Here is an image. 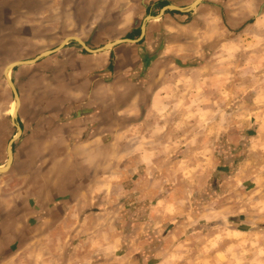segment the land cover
<instances>
[{
    "label": "crops",
    "instance_id": "1",
    "mask_svg": "<svg viewBox=\"0 0 264 264\" xmlns=\"http://www.w3.org/2000/svg\"><path fill=\"white\" fill-rule=\"evenodd\" d=\"M37 2L18 4L12 33H6L3 45L53 43L51 10ZM130 2L124 0V20L131 17ZM161 2L164 7L170 0ZM113 3L82 7L77 32L86 45L110 40L92 36L88 42L87 35L116 27ZM168 11L163 20L144 24L142 37L140 25L138 35L123 38L143 39L137 52L131 44L97 52L64 44L59 91L52 85L51 60L45 62L43 75L19 68V75L28 78L23 83L26 97L13 82L21 99L15 119L21 132L11 145L9 168L0 172L8 176L0 180V264H167L160 257L167 247L164 239L184 227L178 237L191 240V264H211V233L221 227L227 210L218 194L226 184L213 176L211 163L201 160L192 166L191 159L212 156L215 145L227 149L233 139L226 113L214 142L211 101L191 100V91L212 61L196 52L197 45H205L198 35L215 31L207 21H217L221 10L202 4L194 15ZM203 19L206 25L201 27ZM60 28L67 30V18ZM185 51L187 58L180 55ZM227 67L226 61L219 65L220 70ZM205 86H196V93ZM184 93L187 100L181 99ZM196 119L203 127H195ZM232 137L239 142L244 138L239 133ZM245 215L252 220L258 216Z\"/></svg>",
    "mask_w": 264,
    "mask_h": 264
},
{
    "label": "rangeland",
    "instance_id": "2",
    "mask_svg": "<svg viewBox=\"0 0 264 264\" xmlns=\"http://www.w3.org/2000/svg\"><path fill=\"white\" fill-rule=\"evenodd\" d=\"M109 1L113 2V0H38L37 3L40 7L46 5V9L51 10L53 43L17 46L10 43V40H8L10 42H4L5 45L1 41H6L4 38L8 37L6 33H12V16L17 14L15 11L18 10V4L26 5L28 0H0V27L3 25L0 28V163L6 160L9 141L17 135L16 125L11 120L12 105L15 99L3 71L5 65L14 60H28L42 51L54 49L65 36L79 37L77 29L83 15L81 10L85 6L94 8L107 6ZM192 1L170 0L169 4L185 7ZM154 2L160 3L153 7L152 3ZM163 4L161 0H131V17L124 20V0H114L111 7H114L115 10L113 14L117 18L116 27L95 29L89 36L87 35V41L91 42L92 36H104L110 39L108 42L134 37L138 35L141 24H151L163 20L164 17L160 12ZM202 4H211L213 9L221 10V14L218 16L216 11L217 21L214 19L213 22L207 21V23L209 22L208 26L215 31L211 34L205 31L198 35L197 39L201 38L206 47L197 45L200 49H197L196 52L203 57L212 58L210 69H206V75L211 77L200 76V80L198 78L193 82L198 87L203 84L206 86L205 91L202 90L200 93H196L195 86L191 91V100L196 102L211 101V132L214 142L220 136V131L223 130L226 113L229 137L233 139L230 143H226L227 149L224 147L225 145L217 147L215 145L212 156L210 154L206 155V158L198 156L191 159L192 166L201 164V160L208 161L207 164L211 163L213 176H217V179H225L223 184H226L218 194L224 197L227 210L220 218L221 227L211 233L213 235L211 264H264V235H262L264 233H261L264 231V0H202L196 7L185 12L191 11V14L194 15V12H197V8ZM3 6H5V10H8L3 11L7 12L4 13L6 16L4 22L1 20ZM126 9H129V6ZM171 9L175 8H168L167 11ZM167 11L165 10L164 13ZM173 14L175 13L171 12V15ZM36 15L43 17V13H36ZM150 15L157 18H148L147 16ZM193 15H191V20ZM209 16L214 17L215 14L212 13ZM65 18H67V30L60 28L61 20L63 22ZM118 18L121 21H118ZM188 20L189 18H186L183 21ZM200 25L201 27L206 25L204 19ZM219 27L222 29L220 33L217 31ZM9 36L11 37V35ZM101 40L100 44H87V47L97 49L103 45L104 39ZM142 42L143 39L138 42L125 41L114 46L131 44L137 52L142 50ZM17 47L19 52H13V49H17ZM65 47L83 48L75 40L66 42ZM63 48L54 50L35 63L19 64L11 69L10 78L19 86V91L23 96L26 97L23 83L28 77L19 75V68L29 67L43 75L45 73L44 64L45 62L50 63V60L53 69L52 85L57 91L60 90L62 74L60 60ZM84 51L86 50L83 49ZM188 54L186 51L180 53L184 58H187ZM222 61H226L228 67L220 70L219 65ZM171 68L174 66L171 65ZM46 73L49 74V70H46ZM180 78L177 76L174 80L178 81ZM181 97H183L181 99L187 100V93L181 94ZM59 98L56 97L54 100L58 103ZM225 105H227V109ZM197 115L204 116L203 113ZM201 126L203 127L197 120L195 127L199 129ZM235 133H239L244 138L239 142L237 138L232 137V134ZM17 139L18 137L13 140L12 146ZM224 157H227V166L224 165ZM219 170H223L221 176L218 174ZM7 178L8 176L0 175V180ZM13 183L16 184V182L11 184ZM240 212H245L244 216L235 215ZM252 212L257 213L256 219L246 218L245 214ZM241 218L244 220L240 221ZM186 228L175 231L168 238L165 237L164 243L167 247L160 256L164 263L191 264V259L187 257L188 251L191 249V240L178 237L187 230ZM234 229L241 232H236ZM102 240L106 241L107 236H104ZM179 241H184V243H180L179 246ZM209 241L210 239H207L205 243H209ZM125 246L126 240L121 249L116 252L117 256L121 255ZM153 261L147 263L154 264Z\"/></svg>",
    "mask_w": 264,
    "mask_h": 264
},
{
    "label": "water",
    "instance_id": "3",
    "mask_svg": "<svg viewBox=\"0 0 264 264\" xmlns=\"http://www.w3.org/2000/svg\"><path fill=\"white\" fill-rule=\"evenodd\" d=\"M201 1L202 0H193L189 5H187L185 7H178V6L169 4L167 6L162 7L161 10H160V12L163 13L168 8H175V9H178L180 11H189V10L193 9L194 7H196ZM150 17L154 18V16H150ZM140 29H141V32H140L141 34L140 35L142 37L143 36V33H144V30H145L144 23L141 24ZM72 40H75V41L79 42L88 52H97V51H101V50H107V49L113 47L114 45H116V44H118L120 42H125V41H128V42H136L137 41V40H134V39H115V40H113L111 42L105 43L104 45H102L101 47H99L97 49H91V48L87 47V45L84 43V41L81 38H79L77 36H68V37H65L63 39V41L60 42V44L56 48L42 51L40 54H38L37 56H35L32 59H28V60H14V61H11V62H9V63H7L5 65L4 69L7 66H9V65H12L11 68H13V67H15V66H17L19 64H31L33 62H36L41 57L51 54L54 50H57V49L61 48L62 46H64V44L66 42H69V41H72ZM7 82H8V84H9V86H10L12 92H13L14 99L17 100V102H18L20 97H19V93L17 91V88H16L15 84L13 83V81L11 79H9V80L7 79ZM16 117H17V112H15L14 114L11 115V119L13 121H15ZM14 123H15L16 128H17V135H15L14 137H12L11 140L9 141V144L7 146V160H6V163H5V167L3 169H0V172H4V171H6L9 168V165H10V163L12 161V156H13L12 155L13 153H12L11 145H12L13 140L15 138H17L19 136L20 132H21L20 125L16 121Z\"/></svg>",
    "mask_w": 264,
    "mask_h": 264
},
{
    "label": "bare ground",
    "instance_id": "4",
    "mask_svg": "<svg viewBox=\"0 0 264 264\" xmlns=\"http://www.w3.org/2000/svg\"><path fill=\"white\" fill-rule=\"evenodd\" d=\"M12 67V65H9V66H7L5 69H4V73H5V77H6V80L8 79H11L10 78V71H11V68ZM14 103H13V105H12V114H14L18 109V107H19V104H20V98H19V101L17 102V100H15V101H13ZM5 167V164H3V165H0V169H3Z\"/></svg>",
    "mask_w": 264,
    "mask_h": 264
}]
</instances>
